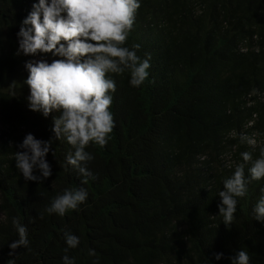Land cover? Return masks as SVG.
<instances>
[{
	"label": "trees",
	"instance_id": "obj_1",
	"mask_svg": "<svg viewBox=\"0 0 264 264\" xmlns=\"http://www.w3.org/2000/svg\"><path fill=\"white\" fill-rule=\"evenodd\" d=\"M35 2L0 0V264H61L65 254L75 264H230L236 250L264 264V223L252 219L264 179L248 183L230 226L217 209L222 181L244 163L240 154L255 160L264 147V0H140L124 46L138 44L137 56L150 57L149 76L134 88L127 72L110 74L114 127L103 148H86L95 177L87 184L65 167L72 149L63 140L53 141L52 175L42 183L15 168L25 134L47 141L58 116L27 109L24 63L34 57L14 55ZM242 133L256 144L242 143ZM69 187L84 188L86 201L49 215ZM13 217L29 244L10 257ZM65 231L80 240L67 252Z\"/></svg>",
	"mask_w": 264,
	"mask_h": 264
},
{
	"label": "clouds",
	"instance_id": "obj_2",
	"mask_svg": "<svg viewBox=\"0 0 264 264\" xmlns=\"http://www.w3.org/2000/svg\"><path fill=\"white\" fill-rule=\"evenodd\" d=\"M139 7L140 0H37L32 4L17 32L18 47L14 55L39 57L24 63L27 77L22 85L28 89L27 109L44 119L52 113L58 116L52 118L53 135L47 141L27 133L16 145L15 168L25 181L40 184L52 175L46 157L50 151L54 156V140H63L71 146L64 165L78 172L82 184L95 179L86 166L93 160L86 148L90 143L103 148L114 127L110 106L115 81L110 74L127 72L129 85L134 88L140 87L149 76L150 57L137 56L138 44L131 48L124 46ZM48 54L53 57L51 62L45 58ZM239 139L249 146L256 144L253 137L243 133ZM240 156L244 163L235 166L217 193L218 216L226 227L234 219L238 199L246 196L248 183L264 179V147L255 160L249 152ZM250 161L246 177L245 165ZM260 192L252 219L264 223V187ZM87 195L82 187L65 188L45 211L63 217L83 204ZM11 224L17 238L8 243L10 257L29 244L26 227L15 217ZM63 238L65 252L80 243L79 237L67 231ZM88 255L95 253L89 250ZM222 259L223 253L214 254L215 261ZM228 259L230 264H249V255L244 250H236ZM7 264H14V260L9 259ZM61 264H75V260L65 254Z\"/></svg>",
	"mask_w": 264,
	"mask_h": 264
},
{
	"label": "rangeland",
	"instance_id": "obj_3",
	"mask_svg": "<svg viewBox=\"0 0 264 264\" xmlns=\"http://www.w3.org/2000/svg\"><path fill=\"white\" fill-rule=\"evenodd\" d=\"M39 57H34V59H38ZM46 59H48L49 62H51V59H53V57H51L50 54H48L46 57Z\"/></svg>",
	"mask_w": 264,
	"mask_h": 264
}]
</instances>
